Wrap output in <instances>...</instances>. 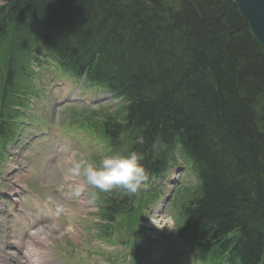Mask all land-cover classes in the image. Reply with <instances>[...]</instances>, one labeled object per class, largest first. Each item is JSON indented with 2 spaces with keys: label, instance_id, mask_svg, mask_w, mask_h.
I'll use <instances>...</instances> for the list:
<instances>
[{
  "label": "trees",
  "instance_id": "1",
  "mask_svg": "<svg viewBox=\"0 0 264 264\" xmlns=\"http://www.w3.org/2000/svg\"><path fill=\"white\" fill-rule=\"evenodd\" d=\"M0 1V39L16 36L0 68L5 142L31 57L51 58L122 98V119L97 125L105 156L143 153L147 184L183 160L196 187L176 222L184 244L208 264H264V49L233 2ZM120 188L99 207L106 224L153 194Z\"/></svg>",
  "mask_w": 264,
  "mask_h": 264
},
{
  "label": "rangeland",
  "instance_id": "2",
  "mask_svg": "<svg viewBox=\"0 0 264 264\" xmlns=\"http://www.w3.org/2000/svg\"><path fill=\"white\" fill-rule=\"evenodd\" d=\"M28 33L29 30L24 33L28 36L25 42L30 38ZM15 39L13 26H10V45L4 38L0 39L1 70ZM33 69L37 78L33 80L32 76L29 80L32 88L37 90V96L31 98L34 102H27V108L21 109L25 115L16 116L19 122L16 144L5 145L7 155L0 164V205L6 204L0 207L11 210L10 203L4 199L7 190L15 192L13 194L19 200L20 193L22 209L32 215L36 226L10 222L0 216V235L4 239L16 235L22 238L27 230L35 231L44 246L45 257L64 264H200L174 235V211L177 212L175 209L195 194L194 176L189 171L183 172L182 165L176 170V164L177 167L173 166L176 168L170 169L162 181L151 182L150 187L162 192L163 196L156 198L150 206L146 220L142 222L143 230L140 223L132 231L143 218L142 208L146 205L142 202L141 209L136 212L138 198L126 212L115 216L114 223L106 224L99 219L97 208L104 204L105 195L113 197L116 193L120 196L122 190L114 187L106 194L77 174L76 165L81 160L98 165L103 159L100 143L96 144L95 150L90 142L92 132L83 131L78 123L88 117L87 124L92 128L90 123L95 121L97 124L100 122L97 117L110 112L114 119H122V112L115 106L118 102L95 90L98 88H88L80 80L65 76L54 66L41 69L34 66ZM39 89H43V93L38 94ZM65 97L78 99L71 101ZM98 110L101 113L90 116L92 111ZM24 118L27 122L30 119L27 127L21 123ZM69 128L71 131L68 132ZM176 159L177 163L183 164L178 155ZM80 171L82 173L83 167ZM171 175L177 180L169 191L168 177ZM166 194L170 198L162 202ZM53 224L57 230L51 233L47 227Z\"/></svg>",
  "mask_w": 264,
  "mask_h": 264
},
{
  "label": "clouds",
  "instance_id": "3",
  "mask_svg": "<svg viewBox=\"0 0 264 264\" xmlns=\"http://www.w3.org/2000/svg\"><path fill=\"white\" fill-rule=\"evenodd\" d=\"M143 160L144 155L141 152L131 151L127 155L116 153L105 156L98 165L81 160L76 165V172L85 178L87 184L102 192L122 187L127 193L134 195L147 186L149 179Z\"/></svg>",
  "mask_w": 264,
  "mask_h": 264
},
{
  "label": "water",
  "instance_id": "4",
  "mask_svg": "<svg viewBox=\"0 0 264 264\" xmlns=\"http://www.w3.org/2000/svg\"><path fill=\"white\" fill-rule=\"evenodd\" d=\"M232 1L238 8V12L247 21L248 26L264 48V0H226ZM206 75L213 85H216V80L210 71L206 70Z\"/></svg>",
  "mask_w": 264,
  "mask_h": 264
},
{
  "label": "bare ground",
  "instance_id": "5",
  "mask_svg": "<svg viewBox=\"0 0 264 264\" xmlns=\"http://www.w3.org/2000/svg\"><path fill=\"white\" fill-rule=\"evenodd\" d=\"M242 16V15H241ZM243 17V16H242ZM244 18V17H243ZM247 22V21H246ZM247 25H248V23H247ZM249 27V26H248ZM250 29V28H249ZM251 31V30H250ZM252 33V32H251ZM252 35H253V33H252ZM254 36V35H253ZM172 186L171 185H169L168 186V188L167 189H170ZM47 229L51 232V233H53L54 231H56L57 230V228H56V225H50V226H48L47 227Z\"/></svg>",
  "mask_w": 264,
  "mask_h": 264
}]
</instances>
